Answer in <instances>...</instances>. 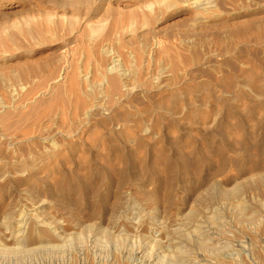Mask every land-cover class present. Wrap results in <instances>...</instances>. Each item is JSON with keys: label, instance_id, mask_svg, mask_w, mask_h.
Returning a JSON list of instances; mask_svg holds the SVG:
<instances>
[{"label": "rangeland", "instance_id": "rangeland-1", "mask_svg": "<svg viewBox=\"0 0 264 264\" xmlns=\"http://www.w3.org/2000/svg\"><path fill=\"white\" fill-rule=\"evenodd\" d=\"M21 231L0 264H264V0H0Z\"/></svg>", "mask_w": 264, "mask_h": 264}, {"label": "bare ground", "instance_id": "bare-ground-1", "mask_svg": "<svg viewBox=\"0 0 264 264\" xmlns=\"http://www.w3.org/2000/svg\"><path fill=\"white\" fill-rule=\"evenodd\" d=\"M87 14V13H86ZM88 21V20H87ZM119 82V81H118ZM115 79H114V77H113V79H111L110 80V87H111V90H117V88H118V85H119V83H118ZM26 162V161H25ZM183 165V164H182ZM26 219H28L27 220V222H28V224H32V225H34V223H30V222H32V217H28V218H26ZM25 219V220H26ZM23 221V220H22ZM27 222H26V225H27ZM36 223V222H35ZM41 225V224H40ZM19 226V225H18ZM35 227V226H34ZM33 227V228H34ZM39 227V226H38ZM47 228V227H46ZM19 229V228H18ZM23 229H25L24 227H23ZM17 230V229H16ZM45 230V229H44ZM20 231V230H19ZM35 231V230H34ZM16 232V231H15ZM32 233L33 231H29L28 232V234L29 233ZM17 233V232H16ZM34 233V232H33ZM33 233H32V235H33ZM37 233V232H36ZM27 234V231H21V232H19V234H17L16 235V237H17V239L19 240V242H20V244H21V246H9V245H2V246H0V255L1 256H3V257H1V258H4V256H14L15 258H17V259H20L22 256H30V254L32 255L34 252H37V251H39V250H44V249H46L47 247L46 246H42V244L41 245H34L33 246V244L35 243L34 241V237L36 236H32V235H28ZM35 234V233H34ZM7 235V234H6ZM15 234H14V232H13V237L15 238V236H14ZM57 235V234H56ZM9 236V235H8ZM7 236V237H8ZM55 236V235H54ZM53 236V237H54ZM201 236V235H200ZM199 236V237H200ZM202 236H203V234H202ZM4 237V236H3ZM11 237V236H10ZM9 237V238H10ZM39 236H37V238H38ZM204 237V236H203ZM203 237H201V238H203ZM12 238V237H11ZM34 238V239H33ZM67 238V237H66ZM77 238V237H76ZM75 238V239H76ZM6 239V238H5ZM212 239V238H211ZM15 240V239H14ZM37 240H39V239H37ZM36 240V242H38ZM51 240V239H50ZM77 240V239H76ZM6 241H7V239H6ZM5 241V242H6ZM41 241V240H40ZM43 241V240H42ZM45 241V240H44ZM203 241V240H202ZM4 242V243H5ZM16 242V241H15ZM2 243V242H1ZM8 243V242H7ZM40 243V242H39ZM3 244V243H2ZM35 244H37V243H35ZM44 244H45V242H44ZM53 246H55V245H53ZM57 246V245H56ZM50 247V246H49ZM60 247H61V245H60ZM200 247L201 248H203V249H206L207 248V244H205V243H200ZM211 247V246H210ZM55 249V248H54ZM58 249V248H57ZM207 251V250H206ZM44 252V251H43ZM57 252V251H56ZM202 253V252H201ZM199 255V254H198ZM203 255V254H202ZM33 256V255H32ZM197 256V255H196ZM200 256H201V254H200ZM205 256V255H204ZM6 258V257H5ZM30 258V257H29ZM33 258V257H32ZM203 258V257H202ZM204 258H206V257H204ZM237 258V257H236ZM29 260V259H28ZM209 260V259H208ZM204 261H206V259L204 260ZM12 262V261H11ZM216 262V261H215ZM205 263V262H204ZM22 264V263H21Z\"/></svg>", "mask_w": 264, "mask_h": 264}]
</instances>
